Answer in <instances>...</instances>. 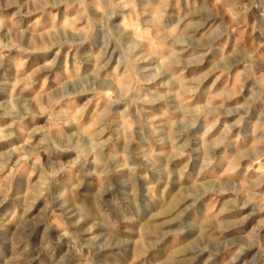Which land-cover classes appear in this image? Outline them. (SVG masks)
Here are the masks:
<instances>
[{
	"label": "clouds",
	"instance_id": "1",
	"mask_svg": "<svg viewBox=\"0 0 264 264\" xmlns=\"http://www.w3.org/2000/svg\"><path fill=\"white\" fill-rule=\"evenodd\" d=\"M0 264H264V0H0Z\"/></svg>",
	"mask_w": 264,
	"mask_h": 264
}]
</instances>
